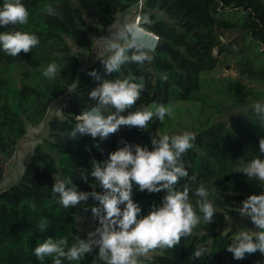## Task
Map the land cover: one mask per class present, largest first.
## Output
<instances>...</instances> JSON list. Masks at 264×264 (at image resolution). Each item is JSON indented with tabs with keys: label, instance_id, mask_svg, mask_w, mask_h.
Instances as JSON below:
<instances>
[{
	"label": "trees",
	"instance_id": "16d2710c",
	"mask_svg": "<svg viewBox=\"0 0 264 264\" xmlns=\"http://www.w3.org/2000/svg\"><path fill=\"white\" fill-rule=\"evenodd\" d=\"M138 1L20 0L29 12L28 24L0 26V32L26 31L40 41L31 52L18 57L0 49V181L2 161L14 154L28 128L43 121L46 125L45 135L34 144L16 180L0 187V264H53L52 257L39 261L34 256L38 244L49 237L64 238L71 247L78 237L87 238L76 217L92 218L90 206L98 202L90 197L86 202L89 211L83 206L64 209L52 194L54 177H70L79 191H102L89 175L93 159L103 162L126 143L151 149V137L161 136L151 127L125 126L105 140L90 135L68 137L76 115L95 106L96 101L89 97L91 89L104 79H123L129 74L137 77V82L142 77L145 88L124 115L150 104L178 100L197 101L204 111L209 102L202 91L224 83L234 92V106L243 108L228 113L225 119L216 117L223 112L218 107L194 126V146L182 156L189 175L176 189L182 191L186 186L195 206V191L201 183L209 190L216 188L209 199L218 212L211 224L194 229L178 246L155 255L151 264H264V254L259 251L234 259L227 246L238 232L224 227L228 218L238 215L244 199L264 192L259 181H249L245 174L236 172L241 162L260 155L259 140L264 138V124L250 104L252 100L264 104V0H141L139 25L158 37L151 52L153 60L142 66L125 64L120 72L111 74L105 72L99 59L82 67L80 62L92 51L93 38L106 31L118 14L134 9V17ZM6 2L14 0H0V8ZM49 5L60 15H48L44 9ZM144 17L150 23H143ZM53 62L61 72L49 80L42 72ZM93 70L99 80L89 75ZM72 89L60 112L46 118L49 104ZM112 111L107 109L104 114ZM166 194V190L149 193L137 186L133 189L141 215H147L154 205L161 206ZM41 219L49 223L43 232L36 228ZM201 246L212 253L193 259ZM97 253L94 249L81 262L64 259L63 264H96Z\"/></svg>",
	"mask_w": 264,
	"mask_h": 264
},
{
	"label": "clouds",
	"instance_id": "9594fccd",
	"mask_svg": "<svg viewBox=\"0 0 264 264\" xmlns=\"http://www.w3.org/2000/svg\"><path fill=\"white\" fill-rule=\"evenodd\" d=\"M44 11L48 15H60L50 5ZM28 18L29 12L20 0L6 2L0 8V26L5 28L9 25H27ZM143 23H150L148 17H144ZM142 37L143 29L139 22L111 31L109 39L97 54L105 72L118 73L125 64L142 66L145 62H151L154 58L152 48ZM39 42L37 35L26 31L0 32V49L11 57L31 52ZM60 72L61 67L53 62L43 70L42 75L54 80ZM89 75L100 79L95 70ZM162 79L167 80V76ZM144 88L143 78L140 77L137 82V77L132 74L123 79L102 80L89 92L90 99L96 101L95 106L76 115V123L68 137L76 139L90 135L93 139L99 137L105 140L125 126L148 130L154 119L163 123L166 115H172V109L163 104L122 114L136 105ZM107 109L114 111L105 115ZM253 110L264 124V104L255 103ZM195 140L196 134L192 132L171 136L165 134L158 138L152 136L151 149L126 143L124 147L109 153L103 162L93 159L89 175L99 183L102 191H79L70 177L66 180L54 177L52 194L64 209L83 206L85 211H89L86 205L88 199L91 197L98 202L90 206L97 227L88 233L86 239L78 237L71 247H68L67 239L46 238L34 248V256L39 261L52 257L53 264H63L64 259L81 262L86 254L98 249L94 258L96 264H151L155 255L175 248L182 238L191 236L194 229L211 224L218 211L209 197L217 189L209 190L201 183L195 191L198 198L195 206L186 186L182 191L176 189L180 180L189 175L182 156L194 146ZM259 153L250 161L241 162L236 172L245 174L249 181L256 180L264 185V158H261L264 156V138L259 140ZM84 172L82 178L87 182ZM134 186L142 192L159 193L166 190L167 194L161 206L154 205L147 215H141V205L133 199ZM238 214L249 218L256 230L238 232L227 246V251L237 260L257 251L264 254V192L253 193L244 199ZM76 219L79 221L81 218L77 216ZM48 226V221L41 219L36 228L43 232ZM211 253L209 248L201 246L195 250L192 258L203 259Z\"/></svg>",
	"mask_w": 264,
	"mask_h": 264
},
{
	"label": "rangeland",
	"instance_id": "374dc122",
	"mask_svg": "<svg viewBox=\"0 0 264 264\" xmlns=\"http://www.w3.org/2000/svg\"><path fill=\"white\" fill-rule=\"evenodd\" d=\"M135 9L137 10L138 7H136ZM216 73L217 72L213 74ZM232 74L235 75V72H232ZM229 88H230L229 85L227 83H224L223 85H214L209 89L203 90L201 94L202 95L204 94L206 96L207 101L209 102V106L205 108L204 111L200 110L201 106L197 101L178 100L168 104H163L166 107H170L172 109V115L171 116L166 115L163 123L159 119H154L152 122H150L149 127L156 129L161 136L165 134L177 135V134H182L184 132L194 133L195 131L194 126L196 125V123L203 120L204 116L209 115L212 111H216L218 107H221L223 112L218 113L216 117L227 119L228 113L233 111H240L241 109H243L242 106L239 108H236V106H234V102H233L234 92L230 91ZM70 93L71 90L68 93H66L64 96H62L60 99L53 101L49 104L46 118L60 112L62 103ZM255 103L258 102L253 100L250 102V104L252 105H254ZM157 105L160 104H150L148 108H154ZM210 106H213V108H210ZM246 106L244 107V109L246 108ZM45 133H46L45 121H43L38 126H33L28 128L27 133L22 139H20L14 154L11 156L10 163L5 169L3 179L0 181V187L4 186L6 182L9 181L11 175L10 172L12 169L14 170V173H16V178H17L18 174L20 173V170L24 165L23 163L28 159L29 153L32 150L34 144L42 136H44ZM78 217H80L81 219L77 221V226L87 235L90 231L94 230L97 227L96 225H94L91 217H86L84 215H79ZM228 224L229 221H226L224 227L229 228L227 227ZM233 224L235 225L233 227L237 229V232L256 230L255 225L251 222L249 218H245L241 220V222L239 223L235 221V223Z\"/></svg>",
	"mask_w": 264,
	"mask_h": 264
},
{
	"label": "built area",
	"instance_id": "2783aa9c",
	"mask_svg": "<svg viewBox=\"0 0 264 264\" xmlns=\"http://www.w3.org/2000/svg\"><path fill=\"white\" fill-rule=\"evenodd\" d=\"M141 4H142V1L139 0L138 3H137L138 9L136 10V13L134 15V20H133L132 24H136L137 22L140 21V18H141V14H140ZM143 33H147V34L149 33V34H151L155 38V43H154L153 46H151V48L153 50L154 47H155V44H156V42L158 40V37L154 33L149 32V31H146L144 29H143ZM107 39H108L107 30L106 31H102L100 34H98L97 36H95L93 38L92 51L90 52V54L84 60H82L80 62V65L82 67H85L87 65H90L92 62H94L97 59V54L100 52V50L102 49V46H103L104 42H106ZM213 51H215V50H213ZM10 159H11V156L10 157H7V158H4V160L2 161L1 167H2V170H3V175H4V172H5V169L7 168V166L10 163Z\"/></svg>",
	"mask_w": 264,
	"mask_h": 264
},
{
	"label": "crops",
	"instance_id": "0c3cea01",
	"mask_svg": "<svg viewBox=\"0 0 264 264\" xmlns=\"http://www.w3.org/2000/svg\"><path fill=\"white\" fill-rule=\"evenodd\" d=\"M133 12L134 9H129L127 11H124L120 14L117 15L115 21L113 22V24L111 26H109V28L107 29V33H108V39H109V35H111V31H115L118 30L120 28L132 25V21H133ZM105 44V42H104ZM103 44V46H104ZM30 154V153H29ZM28 160V159H27ZM27 160L23 163L25 165V163L27 162ZM23 165V166H24ZM23 168V167H22ZM22 171V169L20 170V172ZM11 175H10V179L8 182H6L5 185H7L8 183H11L13 181L16 180V173H14V170H11ZM20 174V173H19ZM18 174V175H19ZM18 177V176H17ZM245 219V217H240L239 214L236 216H233L231 218H228L226 221H229V224L227 225V227L229 228H234L233 226H235L233 223H235V221L237 223L241 222V220ZM225 221V222H226Z\"/></svg>",
	"mask_w": 264,
	"mask_h": 264
},
{
	"label": "bare ground",
	"instance_id": "6f19581e",
	"mask_svg": "<svg viewBox=\"0 0 264 264\" xmlns=\"http://www.w3.org/2000/svg\"><path fill=\"white\" fill-rule=\"evenodd\" d=\"M142 39L146 44H149L150 46H153L155 43V38L149 33H143Z\"/></svg>",
	"mask_w": 264,
	"mask_h": 264
}]
</instances>
